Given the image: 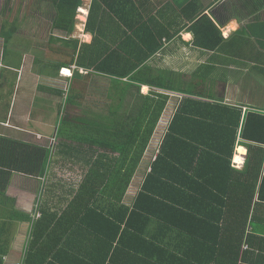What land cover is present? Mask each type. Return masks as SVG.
<instances>
[{"label": "trees", "instance_id": "trees-1", "mask_svg": "<svg viewBox=\"0 0 264 264\" xmlns=\"http://www.w3.org/2000/svg\"><path fill=\"white\" fill-rule=\"evenodd\" d=\"M38 1L53 5L58 29L73 32L83 0ZM258 5V0L222 5L221 18L228 24L253 17ZM206 10L200 0H189L178 13L184 22L182 29L192 35L193 48L209 53L241 47L243 41L224 38V24L205 14ZM159 48L155 40L149 55ZM113 52L95 67L102 76L110 78L111 89L115 88L117 94L115 101L101 106L104 115L88 118L85 114L71 120L69 114L75 107L72 95L69 99L64 97L61 105V110L65 104L66 107L56 150L66 145L65 156L82 159L87 165L82 168L81 186L74 191L76 196L69 203V211H74L72 219L79 225L90 227V243L81 246L74 259L82 262V255L84 259L87 256V260H97L95 255L100 253L107 264H115V260H121V264H138L136 260H168L166 264L248 263V257L263 248L255 244L256 239L252 241L247 227L264 164V108L256 105L244 110V105L226 104L207 92L193 96L185 90L183 93L188 96L182 98V105L162 138L150 173L133 205H128L124 202L125 193L146 156L168 96L152 91L145 96L138 86L130 90L123 81L130 75L128 57L115 62ZM69 130L72 134L66 143L64 134ZM237 146L248 149L244 172L232 166ZM48 158L46 149L0 139V166L9 171L42 175ZM9 171L0 170V189L6 187ZM239 173L244 176V181L240 180L254 189L250 196L246 193L242 197L240 215H234L239 204L231 203L234 185L227 183L235 181ZM46 191L45 185L43 196L35 203L42 216L35 219L33 240L22 264H55V260H61L60 253L52 254L54 249L50 253L45 250L63 237L58 226L71 213L54 211ZM261 198L264 199V190ZM241 222L244 226L240 229ZM40 240L45 241L43 245L38 244Z\"/></svg>", "mask_w": 264, "mask_h": 264}, {"label": "crops", "instance_id": "crops-1", "mask_svg": "<svg viewBox=\"0 0 264 264\" xmlns=\"http://www.w3.org/2000/svg\"><path fill=\"white\" fill-rule=\"evenodd\" d=\"M33 2L31 19L18 12L14 15L12 6L7 8L9 16L0 14V139L46 149L49 158L45 173L38 176L23 175L0 166V170L10 172L6 187L0 189V264H22L33 240L34 222L42 216L35 203L43 196L45 185V195L54 211L61 209L71 213V218L66 217L59 223L58 230L63 237L45 250L50 253L54 249L52 254H61V260H55V264H107L101 260L100 253L95 255L97 260H87V256L82 262L74 259V254L82 250L81 246L90 243L91 230H87L90 227L79 225V221L72 219L74 211H69V203L76 196L74 191L81 186L82 168L87 165L80 158L79 161L65 156L66 145L56 150L64 97L69 99L72 95L75 104L69 114L71 120L85 114L88 118L104 115L101 106L109 100L115 101L117 94L115 88L111 89L110 78L102 76L95 67L114 50L115 62L128 57L130 75L123 81L130 85V90L138 86L145 96L151 91L168 96L140 166L144 167L131 184L140 174L137 190L131 201L126 199L131 185L124 196V202L133 205L145 176L150 173L162 138L182 105V98L188 96L183 93L185 90H190L193 96L207 92L226 104L244 105V110L256 105L264 108V0H258L255 16L228 24L221 18L222 5H232L238 0H215L214 4L204 6L208 8L205 14L212 19L219 18L224 24L221 30L226 40L243 41L236 49L209 53L193 48L192 35L182 29L184 22L178 14L184 3L177 0H170L169 4L168 0H83L84 7H79L82 10L76 15L72 33L57 28L56 11L51 3ZM155 40L160 48L149 55ZM244 57L250 59H242ZM133 66L136 67L132 69ZM64 69L70 71L71 77L61 74ZM71 134L70 130L65 131L66 143ZM157 137L160 142L156 147L152 143ZM247 156L248 149L237 146L233 168L244 172ZM260 171L247 229L253 236L252 241L256 239L255 244L263 248L249 256L246 264H264V199L261 198L264 164ZM236 177L235 181L227 183L234 185L231 203L239 204L234 215L239 214L242 197L246 193L250 196L254 189L250 183L243 182L241 173ZM243 226L241 222L239 228ZM44 242L40 240L38 244ZM136 262L166 264L168 260ZM114 263L121 264V260Z\"/></svg>", "mask_w": 264, "mask_h": 264}, {"label": "rangeland", "instance_id": "rangeland-1", "mask_svg": "<svg viewBox=\"0 0 264 264\" xmlns=\"http://www.w3.org/2000/svg\"><path fill=\"white\" fill-rule=\"evenodd\" d=\"M178 1V3H180V2H183V3H186L187 1H189V0H177ZM202 1V4H203V6H209L210 4H214L215 3V0H201ZM217 1V0H216ZM32 3H34L33 2V0H23V2H22V0H0V14L3 16V17H5V16H9V15H7L6 13H7V8H8V6H12V8H14V11H15V14L14 15H16L17 14V12L20 14V15H24L26 18L28 17V19H31V14H32V8H31V5H32ZM21 4L23 5L22 7H21ZM35 4V3H34ZM15 5H17L18 7H16ZM82 7H84V5H82ZM82 10V8H79L78 9V11H77V14H79V12ZM35 12V11H34ZM12 13H13V11H12ZM46 14H47V12H46ZM45 16L46 15H44V18H45ZM47 18V17H46ZM234 93V92H233ZM232 93V94H233ZM231 94V93H230ZM64 101H65V99H64ZM64 103V102H63ZM64 107H66V104L64 105ZM64 107L62 108V110H61V116H62V114H63V110H64ZM159 137V136H158ZM156 138L155 140H154V142L152 143V145L153 146H158L159 145V142H160V138ZM153 156V155H152ZM151 157V156H150ZM152 158V157H151ZM150 158V159H151ZM148 161V160H147ZM148 163H149V161H148ZM147 166V165H146ZM145 166V167H146ZM144 167V165H142V167L140 168V172H141V170H142V168ZM140 178H141V176H140V174H139V176H138V174H137V181L135 180L134 181V184L133 185H131V188H130V190H128V193H127V196H126V199L127 200H130L131 201V199H132V197H133V195H134V193L136 192V190H137V184L139 183V181H140ZM75 256H77V252L75 253ZM80 257V259H84L83 257H82V255L81 256H79Z\"/></svg>", "mask_w": 264, "mask_h": 264}, {"label": "clouds", "instance_id": "clouds-1", "mask_svg": "<svg viewBox=\"0 0 264 264\" xmlns=\"http://www.w3.org/2000/svg\"><path fill=\"white\" fill-rule=\"evenodd\" d=\"M65 71H64V73H63V71H61V74L63 75V76H65V77H71V74H67V72H70V71H68V70H66V69H64Z\"/></svg>", "mask_w": 264, "mask_h": 264}, {"label": "bare ground", "instance_id": "bare-ground-1", "mask_svg": "<svg viewBox=\"0 0 264 264\" xmlns=\"http://www.w3.org/2000/svg\"><path fill=\"white\" fill-rule=\"evenodd\" d=\"M83 9H84V8H83ZM68 74H71V73L68 72Z\"/></svg>", "mask_w": 264, "mask_h": 264}, {"label": "built area", "instance_id": "built-area-1", "mask_svg": "<svg viewBox=\"0 0 264 264\" xmlns=\"http://www.w3.org/2000/svg\"><path fill=\"white\" fill-rule=\"evenodd\" d=\"M62 71H63V73H64L65 70H62Z\"/></svg>", "mask_w": 264, "mask_h": 264}]
</instances>
